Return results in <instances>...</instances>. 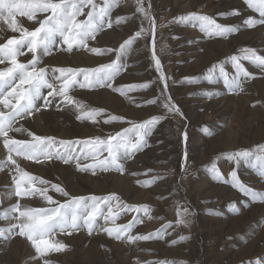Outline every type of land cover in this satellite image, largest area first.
Here are the masks:
<instances>
[{"label":"snow or ice","instance_id":"snow-or-ice-1","mask_svg":"<svg viewBox=\"0 0 264 264\" xmlns=\"http://www.w3.org/2000/svg\"><path fill=\"white\" fill-rule=\"evenodd\" d=\"M121 2L122 0H103L101 4L96 0H0V25L6 26L0 27V32L11 31L19 34L0 43V65H5L0 68V139L7 152L6 158L0 160V171L8 169L10 173H15L11 175L12 189L6 195L8 199L13 196L17 198L16 203L8 208L2 207L3 198H0V220L9 222L8 227H0V238L4 240L13 236L26 238L35 250L36 257L33 259L47 257L53 252L65 251L68 245L55 239L58 234L70 236L80 230H87L88 234L92 235L93 232L102 231L116 241L135 243L163 240L167 229L172 227V224L168 223L154 232L132 235V230L137 224L143 223V218L146 217L148 220L154 218L151 215L153 210L148 205L126 204L115 193L104 196H71L62 186L50 184L49 181L25 171L16 159L21 157L37 164L53 160L64 164L74 162L78 171L91 172L93 175L97 172L109 171L123 174L125 162L149 147L148 138L156 125L166 117L152 116L142 122L127 121L132 125L131 127L109 134L107 137L96 136L76 140H57L52 136L37 135L23 126L16 125L19 121L39 112L41 107L47 109L51 103L49 98H60L65 105L73 106L78 121L86 119L93 124L97 123V117L102 115L103 110L90 108L72 97L69 93L76 87L80 89L109 88L122 96H127L132 91L148 89L153 82L113 86L117 76L128 66L122 62V58H126L131 53L137 38L145 39L151 53V61L158 73V80L164 86L160 97L149 99L145 103L156 104L159 100L167 113L183 116L179 107L167 94V80L170 77L165 76L161 59L157 54L156 19L149 10L144 8L143 0H134L135 11L142 18V26L118 49H115L116 58L112 62L96 68L55 67L49 69L47 66H41L42 57L52 55L57 44L60 46L59 50L67 52H72L74 49H87L96 55L113 52L112 48H88V42L95 40L97 34L105 27H113L111 13L120 6ZM244 3L259 15L258 19L247 18L244 24L248 28L264 25V0H244ZM221 15L224 17L239 15V11L233 10L231 13ZM81 16L86 18L79 19ZM18 17H25L36 26L31 30L24 27ZM128 19V17H117L115 24L119 25ZM145 22L148 24L147 28L143 26ZM172 22L197 26L207 38L227 39L239 30L236 25L220 24L212 16L196 12L178 16ZM166 47L167 45L161 47V53ZM28 53L31 54V58L27 62H21L19 57ZM242 61H248L264 72V56L259 55L256 49L242 47L238 55H231L209 67L203 74V79L209 84L222 80L224 88L229 93L238 94L243 91V82L253 78ZM228 64L231 65L234 74L226 70ZM183 82L197 83L199 78L185 77ZM45 89L48 90L46 94ZM204 95L209 99L213 98L212 93L205 92ZM40 101H43L42 105ZM123 120V117L110 115L104 123ZM204 131L206 134H211L207 127ZM13 132H26L30 139H15L9 135ZM182 135L186 142L187 132H183ZM105 153L107 155H104ZM220 155L237 167L241 162L250 163L261 179H264V144L257 145L253 149H242ZM187 161L185 151L184 165H182L185 172ZM208 169L216 180L231 184L250 202H264V193L257 192L241 182L235 169L231 171L228 180H224L216 159H213ZM158 178L137 183L146 187L155 183ZM50 192H56L66 199L63 202L58 201L49 194ZM31 198H39L43 202L42 206L32 207L27 204L22 205L20 202ZM231 207L234 214H239L240 209L235 204ZM125 213H142L143 216L136 215L126 224H117L116 221ZM176 214L178 226L188 227L192 223L190 217L193 213L187 207L183 208L182 212L178 207ZM209 214L215 213L209 212ZM12 221L15 222L12 223ZM100 221L103 223L101 224ZM186 239L188 238L181 236L179 241L173 240L172 244ZM43 264H52V262L44 259ZM160 264H167V262H160ZM257 264H264V262L258 260Z\"/></svg>","mask_w":264,"mask_h":264},{"label":"rangeland","instance_id":"rangeland-1","mask_svg":"<svg viewBox=\"0 0 264 264\" xmlns=\"http://www.w3.org/2000/svg\"><path fill=\"white\" fill-rule=\"evenodd\" d=\"M234 1L237 3V6L239 7L240 10L237 7V8H230L227 11H220L219 9L214 8L215 6L212 1H208L207 3L205 2V4L202 3L201 1H198L196 6L187 9L186 12L182 11L183 13L178 15V16H182L191 12H196L199 14L212 16L220 24L238 26L239 30L236 33L231 34L227 39H224V38H207L203 33L199 31V28L197 26L172 22L174 21V18L178 17L174 11L178 12V9L183 7V6L181 7L179 3H177L175 6L177 9L173 8L172 11L169 9L171 8V6L169 5V7L164 10V15H162L163 12L162 10H160L162 4L155 2V0H143L144 8L146 10H149L150 13L154 15L156 19L157 54L161 59L165 76L170 77V79L167 80L168 83L167 94L171 96L172 101L179 107V109L183 113V116L167 113V110L163 108L162 103L159 100L157 101L156 104L149 105L145 103V101L149 99H155L156 97H160L161 91L164 86L158 80V73L156 72L155 67L151 61V53L149 47L146 45L145 39L137 38L135 44L133 45V50L131 51V53L126 58H122V62L126 63L128 66L120 73V75L117 76V78L113 82V86L119 87L121 85L126 86V85L153 82L150 84V87L148 89L132 91L129 92L127 96H122L117 92H113L109 88L80 89L79 87H76L74 90H72L69 93L72 97H74L78 101H81L90 108L103 110L102 115L97 117V123L93 124L92 122L86 119L82 121H78L76 119V113L73 106L65 105L64 103L61 102L60 98H55V99L49 98L51 100V103L47 109L41 107V110L39 112H36L34 115H32L29 118L19 121V123L16 125L17 127L23 126V128L37 135L52 136L55 137L57 140H76V139H87L96 136H100L102 138L107 137L109 134H115L118 131H122L124 128L131 127L132 125L129 124L127 121L142 122L146 119H150L152 116L166 117L162 119L159 124L156 125L152 135L148 138L149 147H146L143 151L137 153L132 159L125 162L124 164L125 172L123 174L118 173L116 171H109L103 173L97 172L95 175H93L91 172L78 171L75 167L74 162L69 164H64L61 161L53 160L50 162L37 164L30 160H24L21 157H16L18 164L20 162L19 164L20 167H22L25 171L29 172L34 176H38L49 181L50 184H58L62 186L71 196H89V195L104 196L111 193H115L126 204L148 205L153 210L151 215L154 218L152 220H148L146 217L143 218V223L137 224L135 228L132 230L131 234L132 235L148 234L161 229L165 224L171 223L172 227L167 229L165 238L163 240L138 241L135 243H128L126 241H116L115 239L108 237V235L102 231L93 232L92 235H89L87 230H80L79 232L73 233L70 236L65 234H58L55 237V239L64 242L66 245H68V248L63 252H59V253L53 252L50 253L47 257L34 259L37 263L35 261L33 262V258L36 257L35 250L31 247L30 242L27 241L26 238H22L20 236H13L8 240H4L0 238V246L7 245L11 240L20 239L22 243H24L27 246V248L30 249L31 255L29 256L28 259L32 260L31 264L34 263L43 264L44 259L50 260L52 264H68L59 258L60 255L64 253H68L73 249V247L68 243L67 239L73 236L82 235L88 239L100 237L103 241L105 240L104 241L105 243L120 245L122 248H124L126 253L130 255L131 258L129 261L131 264H137L138 261L139 264H160V262H167V264H229V262L232 261V254L227 253L225 251L229 250L230 252V250L232 251L239 250L242 245L243 246L246 245L248 242H250L251 240L255 239V237H257L258 233L264 228V216H262L261 218L255 216L253 217L252 221L250 222V225L247 226L245 229L246 231L247 229L251 228L250 229L251 231L248 233L250 237L246 239H243L242 237L244 231H240L239 233L234 234L231 237L225 235L218 237L216 236L215 233H212L214 227L213 229L210 228L212 226L205 223L201 218L202 216H205L214 220L217 219L225 220L228 218L241 217L245 212H248L250 209L254 207H258L260 209L264 208V202H256V203L250 202L247 197H245L238 190L234 189L231 186V184L216 180L208 169V166L211 164L213 159H216L217 166L220 172L222 173L224 180L230 179V173L232 170L235 169L238 173V177L241 180V182H243L245 185L251 187L257 192L264 193V179H261V177L257 174L256 169L253 168L250 163L246 164L244 162H241L240 165L237 167L233 162L229 161L227 158L220 155L222 153H230L242 149L245 150L253 149L257 145L264 144V132H263L264 131V97L262 96L261 93H260L261 95L255 93L257 92L259 85L262 84V86H264V72H261L259 68L253 66L248 61H242L244 67L249 71V73H251L253 78L245 80L243 82L242 84L243 91L239 92L238 94L229 93L227 89L224 88L222 80H218L215 84H209L206 80L203 79V74L207 71L209 67H211L215 63L225 60L227 57L231 55H238L239 49L242 47H249L256 49L259 55L264 56V47H263L264 35L262 36L263 38L257 37L256 39L253 40H246V39L244 40L242 38L243 35L242 33L251 29H257V27L262 28L264 32V25H257L254 28H248L244 24V21L249 17L258 19L259 18L258 13L252 11L244 3V0H234ZM96 2L102 4L103 0H96ZM149 5L151 6L150 8ZM135 8L136 6L134 0H122L120 6L115 8L111 13L114 29L115 27H119V26H125V25L130 26L133 23L132 24L133 28L128 33L129 35L121 38L119 42H115L111 45L98 46L97 44V42H99L98 38L102 35V33L105 34L114 30L112 27L111 28L105 27L103 31L97 34L95 40H90L88 42V48H92L93 46L101 49L112 48L114 50L113 52L102 55H96L94 53H91L90 51L88 52L87 49H79V50L74 49L72 52H67V51L59 50L60 46L59 44H57V46H55L56 50H54L52 55L42 57L44 61L42 60L41 66L42 67L47 66L49 69L55 67L96 68L102 64H107L112 62L116 58L115 49H118L119 46L125 40L132 37L136 31H139L140 27L142 26L141 25L142 18L140 17L139 13H136ZM233 10H238L239 15H228L227 17L221 15L222 13H231ZM85 11H87V9H85ZM173 12L175 15L174 14L172 15ZM243 13L244 14L246 13L247 17L246 19H243V21L241 22L240 19L238 20V18ZM117 17H128L129 19L117 25L115 24V20ZM85 18L86 17L81 16L79 19H85ZM235 18L236 21H234ZM18 19L20 20V22L24 27H27L30 30L36 26L34 22L27 20V18L25 17H18ZM161 25H166V26H161ZM143 26L147 28L148 27L147 22H145ZM0 27H6V26L0 25ZM182 30H187L188 32L190 31L195 34L196 39H191V41H187L189 44H191V42L195 44H201L200 46L203 48L205 45L209 44L211 46H209L208 49L211 50L213 48V50L216 51V54L214 53L211 54L212 59H209L210 63L208 62V64H204L205 65L203 67L204 69L200 72H198L199 70H196L195 68L200 64V61L197 66L193 65V61H194L193 59H195L196 57L195 58L185 57L182 50H180L178 45H176L178 44L176 43V41H180V39L185 35L184 32H180ZM18 35H19L18 33H12L11 31L0 32V38H2L0 39V43L4 42L6 39L12 36H18ZM245 43L247 44L246 46ZM221 44L226 45V47L230 48V49L227 48L226 55L225 54L221 55V50L220 51L218 50ZM163 45H168V46L164 48L163 53H161V47ZM80 52H83L89 56L91 55L96 59H100V58L103 59L102 57H105L110 60L106 62L97 63L94 66L84 65L78 67L62 66L58 63L51 62L52 61L51 57L57 54L61 53L62 55H66V54L72 55L73 53H80ZM131 54H133L134 56ZM139 54H143V58L141 60L145 62L140 63V65L145 66L144 71L142 73L140 72L139 74H135V75L133 74V76L135 77H132V79L137 78V80L133 79V81H127V82L120 81L125 76V74H127L130 68L136 66L137 61H135L134 58H136ZM30 58H31V54L28 53L23 57H19V60L21 62H27ZM139 61L140 60H138V62ZM3 67H5V65H0V68ZM226 70L234 74V70L232 69L230 64L226 65ZM185 77H198L199 82L192 84L185 83L183 82ZM104 89L105 91L115 93L116 96L124 100L123 103L125 102L131 103L132 105H135L134 107H136L137 109L141 108V110L148 111L149 115L146 118L126 117L125 115L122 114V108H119L117 109L118 111H116V109H110L108 107L106 108V106L101 107V105H94L90 101L86 100L85 96L88 93L100 92L103 91ZM44 91L46 94L48 90L45 89ZM205 92L212 93L213 98L209 99L208 97H206L204 95ZM247 93L248 95L252 93L255 97L250 98L247 105L243 106L244 108L242 107L243 110L242 113L240 112L238 113L237 111L236 116H233V113L231 111L229 112L224 111V105H225L224 103H226L225 101H230V100L235 101L237 99L248 100V96L246 95ZM189 100L201 104L200 108L195 110L196 111L195 114L190 113L189 109L186 108V105H189L188 103ZM185 101H187V103ZM219 101L221 102L218 103ZM39 103L42 105L43 101H40ZM216 103L218 104L216 105ZM138 104L141 106L138 107L137 106ZM233 106L234 108L236 107V105H233L232 102L230 110H232ZM66 111L68 114L70 113L69 115L71 117V120L73 121V123L70 122L72 125L67 122L66 124L63 123L64 125L57 123L56 126L58 130L52 129V131L49 132L51 134L38 133L28 128L25 125V122H27L28 120H32L35 116H38L41 113L52 112L54 114L56 113L60 114V113H66ZM253 114L256 115V117L253 116ZM110 115L123 117L124 120L114 121L105 124L104 120L108 119ZM200 120L201 123L199 124L198 122H200ZM230 124L233 126L234 132L237 133V140L234 142V144L228 146L229 148L226 146V148H220L219 150L215 149V151H213L210 155H207L208 159L206 160L203 155L207 154V151L204 150L203 141L211 137H215L217 134H220L222 129L228 127ZM69 125L70 127L72 126L71 133L63 134L62 130L66 129L67 126L68 129H70ZM73 125L79 127L80 129L74 128ZM51 127H52L51 125H47L45 126V129L50 130ZM205 127H207L209 133L211 134L205 133L204 131ZM258 130L260 131L259 138L254 139L253 137L255 136L254 133L257 134ZM185 131L187 132V136H188L186 142L183 140V135H182V133ZM9 135L15 139H25V140L30 139V137L27 136L26 132L25 133L13 132L10 133ZM253 139L255 141H253ZM154 147L159 148L156 152V155L157 157L159 156L160 160H155L157 159L156 157L154 160H151L146 163L144 160L140 159L145 152L149 151V148L152 149ZM197 148H201V149L203 148V150L200 155L198 154L196 156L194 150H196ZM185 151L187 152V157H188L186 172L182 169V165H184ZM104 155H107V153H105ZM6 156H7V152L3 147L2 139H0V160H4ZM1 157L4 159H2ZM82 163H87V162L82 161ZM49 164H54L61 168H67L70 172L76 175L86 176L91 178L92 180L102 176H108L114 178L116 177L126 178L129 180L131 186L140 192L146 193L150 190H156V191L160 190L162 192L164 191V195H162L161 198H159V196H157L159 195L157 192L154 193V196L150 198L151 201L144 200L142 202L140 201V203L131 201V199L126 198V196H124L123 193L115 190H108L104 193L103 192L98 193V192H94V190L84 187L86 193L74 195L69 191L66 184L61 180V178L57 174H51L43 170V168L45 166H48ZM129 166L143 168V169L132 171L131 168H129ZM145 167L146 169H144ZM161 170L163 171L161 172ZM40 171H42V173ZM2 173L6 174L7 182L4 185L5 187L4 186L0 187L1 189L0 198H3L2 207L4 206L5 208H8L9 205L15 204L17 200V198L14 196L11 197V199H8L6 195V193H9L12 189L11 175L15 173L14 172L10 173L8 169H5L4 171H0V174ZM133 173H136V175H133ZM160 174L161 175L163 174L164 176L160 177L159 176ZM155 177H159V178L156 179L155 183L149 186L143 187L141 186V184L137 183L138 181L140 182L149 181ZM163 180H165V186L161 187L160 186L161 181ZM200 183H208L209 185L219 186L221 187L222 190H226L227 193H225V195L222 197L220 196V198L216 197V195L214 194L211 198H208L206 200L202 199L200 196H202V194L204 193L200 192L197 189ZM49 194L52 195L54 199L61 202H63L66 199L60 196L56 192H50ZM20 202L22 205L26 204V202L27 203L29 202L27 205L32 207L42 206L43 204V202L39 200V198L21 200ZM232 204H235L236 207L240 209L239 214H234L233 209L231 207ZM178 207L181 212L183 211V208L187 207L189 211L193 213V215L190 217L192 223L188 227H184L183 225L178 226L176 224V220H177L176 211ZM204 207L205 209L203 211L202 208ZM209 212H213L215 214H209ZM136 215L143 216L142 213L139 214L125 213L122 214L121 218L118 219L116 223L126 224L129 221H131L133 217ZM1 222L4 224H1ZM14 222L15 221H12V223ZM100 223L102 224L103 221H100ZM8 226H9L8 221L0 220V227H8ZM181 236L187 237L188 239L173 245L172 241L173 240L179 241V238ZM220 239H224L223 240L224 243H222ZM156 244H161L163 246L162 247L163 250H174L179 247H185V250L184 251L182 250L181 256H178L177 254L175 256L174 255L168 256V255H164L162 250L156 248V247H161V246H155ZM259 246L264 247V240L263 242L260 243ZM100 250L108 255L109 261L112 259V263L114 262L113 259L114 257L113 255H111L112 254L111 247H107V245L101 244ZM109 251L111 253H109ZM258 260L264 262V252L256 258L253 259L247 258V259L238 260L235 261L233 264H257Z\"/></svg>","mask_w":264,"mask_h":264},{"label":"bare ground","instance_id":"bare-ground-1","mask_svg":"<svg viewBox=\"0 0 264 264\" xmlns=\"http://www.w3.org/2000/svg\"><path fill=\"white\" fill-rule=\"evenodd\" d=\"M198 1H201L204 4H205V2L207 3L208 1H212L214 3V6H215L214 8L219 9L220 11H227L230 8H237L238 7L237 3L234 0H155V2L162 4V6L160 7V10H162V12H163L162 15H164V10L166 8H168L169 5L171 6V8H169V9L172 11L173 8L177 9L175 6L177 3H179L181 5V7L182 6L183 7L178 9V12L174 11L177 16L183 12H186L187 9H190V8L196 6ZM238 9H239V7H238ZM174 12L172 13V15L174 14ZM246 17H247L246 13L245 14L243 13L238 18V20L240 19V21L242 22L243 19H246ZM234 21H236V18L234 19ZM132 24L130 26L125 25V26L115 27V29L112 27L114 29L113 31H111L109 33H105V34L102 33V35L98 38V41H99V42H97L98 46L111 45L115 42H119V40L121 38L129 35L128 33L133 28ZM180 32H184L185 35L180 39V41H176V43H178L176 45H178L179 49L182 50L185 57H187V58H195L196 57L195 59H193L194 60L193 65L197 66L199 61H200V64L195 68H196V70H199L198 72L202 71L204 69L203 67L205 66L204 64H208V62L210 63L209 59H212L211 54L212 53L216 54V51H214L213 48L211 50L208 49L209 46H211L209 44L205 45L204 48L200 46L201 44H195L193 42H191V44H189L187 41H191V39H196L195 34L193 32H190V31L188 32L187 30H182ZM242 34H243L242 38L244 40L245 39L246 40H253V39H256L257 37H262L264 35V32H263L262 28L257 27V29H251V30L245 31ZM182 35H183V33H182ZM186 44H188V45H186ZM174 45H175V43H174ZM246 45L247 44L245 43V46ZM104 48H106V47H104ZM227 48H229V47H226V45L221 44V46L219 47L218 50L219 51L221 50V55H223V54L226 55ZM199 51H201V52H199ZM131 55H133V54H131ZM51 58H52L51 62L58 63L62 66H74V67L84 66V65L94 66L97 63L106 62V61L110 60V59L105 58V57H102L103 59H101V58L96 59L95 57H93L91 55L89 56L83 52L73 53L72 55H67V54L62 55L60 53V54H57ZM142 58H143V54H139L136 58H134V60L137 61L136 66L133 68H130L128 70L127 74H125V76L123 75L124 77L120 81L127 82V81H133V79L137 80V78L132 79V77H135V76H133V74L134 75L139 74L140 72L142 73L144 71L145 66L140 65V63L145 62V61L141 60ZM138 60H140V61L138 62ZM214 62H215V60H214ZM259 84H260V82H259ZM259 86H258L257 92H255V93H258V94L261 93L262 96L264 97V86H262V84ZM246 95L248 96V100L237 99L235 101H232V100L225 101L226 103H224L225 104L224 105V111L225 112L231 111L233 113V116H236L237 111H238V113L239 112L242 113L243 112L242 107L247 105L250 98L255 97L252 93H250L249 95L247 93ZM85 98H86V100L90 101L92 104L101 105V107L106 106V108L108 107L110 109H116V111H118L117 109L122 108V114L125 115L126 117L146 118L149 115L148 111L141 110V108L137 109L136 107H134L135 105H132L131 103H126V102L123 103V101H124L123 99L116 96L115 93H113V92L105 91V89L103 91H100V92L88 93L85 96ZM185 102L187 103V101H185ZM220 102L221 101H219L218 103H220ZM232 102H233V105H236V107L234 108V106H233L232 110H230ZM188 103H189V105H186V108L189 109L190 113H192V114H195V112H196L195 110L199 109L201 106V104H198L197 102H193L191 100H189ZM218 103H216V105ZM213 106H215V105H213ZM69 114L67 113V111H66V113H60V114H57V113L54 114L52 112L41 113L40 115L35 116L32 120H28L27 122H25V125L28 128H30V129L38 132V133L51 134L49 132L52 131V129L58 130L57 126H56L57 123H59L61 125L63 123L66 124V122L69 124L73 123ZM253 116L256 117V115H254V114H253ZM258 116H260V115H258ZM198 123L200 124L201 120ZM47 125L52 126L50 128V130L45 129V126H47ZM73 126L76 129H80L79 127H77L75 125H73ZM69 127H70V125H69ZM71 131H72V126L70 127V129H68V126H67L66 129L62 130V133L63 134H65V133L70 134ZM250 133H252V132H250ZM254 134H255V136H253L254 139H258L259 135H260V131L258 130V133L257 134L254 133ZM261 138H262V136H261ZM254 139H253V141H255ZM236 140H237V133L234 132L233 126L230 124L228 127L222 129L220 134H217L215 137H211V138L203 141L204 150L207 151V154L203 155L204 158L207 160L208 159L207 155H210L213 151H215V149L219 150L220 148H226V146L228 147V146L234 144V142ZM158 149L159 148H157V147H154L152 149L149 148V151L145 152L141 156L140 159L144 160L146 163L151 161V160H154L157 157L156 152ZM202 150H203V148L202 149L197 148L196 150H194L195 155L196 156L198 154L200 155L202 153ZM2 159H4V158H2ZM155 160H160L159 156ZM19 164H20V162H19ZM129 168H131L132 171L143 169V168L131 167V166H129ZM144 169H146V167ZM43 170L47 171L51 174H57L61 178V180L66 184L69 191L74 195L86 193L85 192L86 190H84V187L91 189V190H94V192H98V193H102V192L104 193L108 190H115V191L123 193L124 196H126V198L131 199V201L139 202V203H140V201L142 202L144 200L151 201L150 198L152 196H154V193H157V192L159 194V195H157V196H159V198H161V196L164 195V191L162 192L160 190H157V191L156 190H150L146 193L140 192V191L136 190L135 188H133L131 186L129 180L126 178H120V177L114 178V177L102 176V177H98V178H95L92 180L89 177L76 175V174L70 172L67 168H61V167L54 165V164H49L48 166H45L43 168ZM162 171L163 170H161V172ZM40 172L42 173V171H40ZM159 176L162 177L164 175L160 174ZM6 182H7L6 174L5 173L0 174V187H3L6 184ZM160 186L161 187L165 186V180L161 181ZM204 188H206V189H204ZM197 189L200 192L204 193L200 197L202 199H205V200L208 198H211L214 194L216 195V197L220 198V196L222 197L225 195V193H227V191L222 190L221 187L216 186V185H209L208 183H200V185L197 187ZM4 193H5V191H4ZM148 199H150V200H148ZM28 203L26 202V204H28ZM9 206H11V205H9ZM204 209H205V207L202 208L203 211H204ZM254 216L259 217V218L264 216V208L260 209L258 207H254V208L250 209L248 212H245L241 217L228 218L225 220H218V219L214 220V219H210V218L205 217V216H202L201 218L205 223L212 226L210 228L213 229V227H214L212 233H215L216 236H218V237H221L222 235L231 237L232 235L237 234L240 231H244L242 237H243V239H246V238L250 237V235H248V233L251 231L250 230L251 228L247 229L246 231H245V229L247 226L250 225V222L252 221ZM1 224H4V223L1 222ZM223 240L224 239H220V241L222 243H224ZM263 240H264V228H263V230H261L258 233V235H257V237H255V239L251 240L250 242H248L244 246L242 245L239 250H236V251L230 250V252H229V250L225 251L227 253L232 254V261L229 262V264H233L235 261H238V260L247 259V258L253 259V258L260 256L264 252V247L259 246L260 243L263 242ZM67 241L73 247V249L70 252L67 251L68 253H64V254L60 255L59 258L68 264H75V263L76 264H131L129 261L131 257H130V255H128L126 253L124 248H122L118 244L105 243L104 242L105 240L103 241L100 237L88 239L82 235H78V236H73L71 238H68ZM101 244H105V245H107V247H111V249H112L111 255H113V257H114L113 263H112V259L109 261L108 255L105 252H102L100 250ZM155 246H161V247H156V248L162 250L163 254L168 255V256H170V255L175 256L176 254L178 256H181L182 250L183 251L185 250V247H179V248H176L174 250H163V248H162L163 246L161 244H156ZM109 253H111V252L109 251ZM30 255H31L30 249H28L27 246L24 243H22V241L20 239L11 240L7 245L0 246V264H31L32 260L28 259ZM34 261L35 260L33 259V262Z\"/></svg>","mask_w":264,"mask_h":264}]
</instances>
